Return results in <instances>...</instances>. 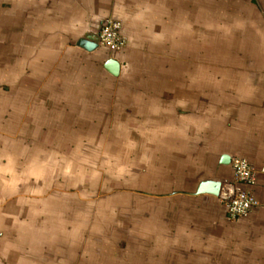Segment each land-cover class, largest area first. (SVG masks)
<instances>
[{
    "label": "crops",
    "instance_id": "1",
    "mask_svg": "<svg viewBox=\"0 0 264 264\" xmlns=\"http://www.w3.org/2000/svg\"><path fill=\"white\" fill-rule=\"evenodd\" d=\"M0 264H264V0H0Z\"/></svg>",
    "mask_w": 264,
    "mask_h": 264
},
{
    "label": "built area",
    "instance_id": "2",
    "mask_svg": "<svg viewBox=\"0 0 264 264\" xmlns=\"http://www.w3.org/2000/svg\"><path fill=\"white\" fill-rule=\"evenodd\" d=\"M100 47L111 52H120L128 47L129 41L123 32L121 21L106 18L99 32ZM234 183L237 185L235 197L224 201L229 218L239 220L249 217L260 205V201L252 188L257 183V172L251 162L236 156L232 159Z\"/></svg>",
    "mask_w": 264,
    "mask_h": 264
},
{
    "label": "water",
    "instance_id": "3",
    "mask_svg": "<svg viewBox=\"0 0 264 264\" xmlns=\"http://www.w3.org/2000/svg\"><path fill=\"white\" fill-rule=\"evenodd\" d=\"M100 38L97 34H87L80 38L77 45L86 51L93 52L100 48ZM105 69L113 76H119L121 64L115 58H109L104 63ZM229 156L223 157V163L228 164ZM237 185L232 181L204 180L197 188V194H211L223 201H229L235 197Z\"/></svg>",
    "mask_w": 264,
    "mask_h": 264
}]
</instances>
